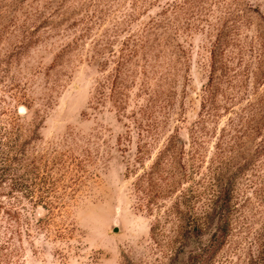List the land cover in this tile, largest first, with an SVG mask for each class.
Wrapping results in <instances>:
<instances>
[{
	"label": "rangeland",
	"instance_id": "1",
	"mask_svg": "<svg viewBox=\"0 0 264 264\" xmlns=\"http://www.w3.org/2000/svg\"><path fill=\"white\" fill-rule=\"evenodd\" d=\"M0 264H264V0H0Z\"/></svg>",
	"mask_w": 264,
	"mask_h": 264
},
{
	"label": "trees",
	"instance_id": "2",
	"mask_svg": "<svg viewBox=\"0 0 264 264\" xmlns=\"http://www.w3.org/2000/svg\"><path fill=\"white\" fill-rule=\"evenodd\" d=\"M228 208H229L228 195H225L224 198H222L221 202H218L217 205H215V207L213 208L214 215L219 216L218 217L219 221H218L217 229L213 234V240L206 248L209 250L208 256L213 255L224 243L229 226L228 218L225 217V211L228 210ZM206 251L207 250H205V252Z\"/></svg>",
	"mask_w": 264,
	"mask_h": 264
}]
</instances>
